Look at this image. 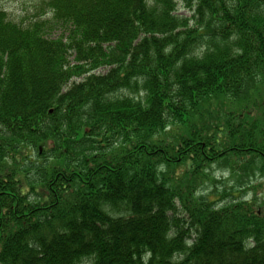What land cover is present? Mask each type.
<instances>
[{
	"label": "trees",
	"instance_id": "16d2710c",
	"mask_svg": "<svg viewBox=\"0 0 264 264\" xmlns=\"http://www.w3.org/2000/svg\"><path fill=\"white\" fill-rule=\"evenodd\" d=\"M188 1L0 9V264H264V0Z\"/></svg>",
	"mask_w": 264,
	"mask_h": 264
},
{
	"label": "rangeland",
	"instance_id": "374dc122",
	"mask_svg": "<svg viewBox=\"0 0 264 264\" xmlns=\"http://www.w3.org/2000/svg\"><path fill=\"white\" fill-rule=\"evenodd\" d=\"M44 0H0V9L6 10L10 18L15 21L28 20L38 14H42ZM178 1V12L183 16H191V10L189 7L188 0H177ZM62 30L53 29L50 35L57 38L61 35ZM214 174L223 179H229L230 175L227 176L224 173L214 169Z\"/></svg>",
	"mask_w": 264,
	"mask_h": 264
}]
</instances>
